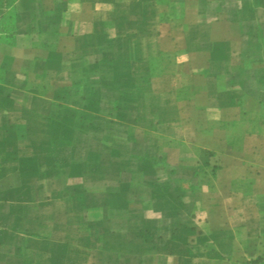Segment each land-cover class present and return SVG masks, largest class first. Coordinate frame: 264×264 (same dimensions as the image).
Instances as JSON below:
<instances>
[{"label":"crops","instance_id":"obj_1","mask_svg":"<svg viewBox=\"0 0 264 264\" xmlns=\"http://www.w3.org/2000/svg\"><path fill=\"white\" fill-rule=\"evenodd\" d=\"M14 5L0 264L264 257V0ZM142 84L155 118L124 112Z\"/></svg>","mask_w":264,"mask_h":264},{"label":"rangeland","instance_id":"obj_2","mask_svg":"<svg viewBox=\"0 0 264 264\" xmlns=\"http://www.w3.org/2000/svg\"><path fill=\"white\" fill-rule=\"evenodd\" d=\"M16 0H0V33H7L5 34H0V40H3L4 37L6 40H10L13 32V28L15 27L16 24V18H17V12L15 9L14 2ZM41 3L40 1L35 2L34 4V11H37L41 8ZM109 43H105V47H109ZM131 49V46L126 45L125 50L129 52ZM142 66V71L145 72L147 69L146 63L141 62ZM141 69V68H139ZM130 87L124 95H125V103L123 105L126 106L124 108V112L126 113L127 116H134V112L139 114L140 116H145L143 113L148 114L149 112H152L154 114V118L159 116L161 112L165 111L166 109L163 108L165 104H167V99L164 95H153L150 94L149 92L146 91V86L145 85H140V88L138 89L137 92H133V88ZM157 105L162 108L161 110H157L154 112L152 109L151 111L149 108H147L149 105ZM136 108V109H135ZM154 112V113H153ZM138 116V115H137ZM228 264H264V257L263 256H238L233 258L232 260H227ZM227 264V263H226Z\"/></svg>","mask_w":264,"mask_h":264}]
</instances>
